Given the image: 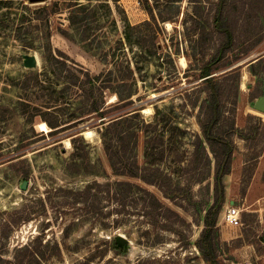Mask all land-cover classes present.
Wrapping results in <instances>:
<instances>
[{
  "label": "rangeland",
  "instance_id": "rangeland-1",
  "mask_svg": "<svg viewBox=\"0 0 264 264\" xmlns=\"http://www.w3.org/2000/svg\"><path fill=\"white\" fill-rule=\"evenodd\" d=\"M143 1L0 0V228L4 224L7 231L6 239L0 240V264L27 244L38 252L34 264H208L196 242L206 212L216 199L215 163L212 156L211 162L194 159L192 141L196 133L202 134L198 116L203 114L202 104L208 96L198 75L204 61L214 55L221 36L212 32L210 24H205L203 35L199 33L202 28L196 30L189 20L193 14L189 0H150L158 3L154 14L160 26L141 28L134 32L131 45L125 44L132 66L135 56L143 63H139L142 70L132 86L137 90L134 104L107 117H127L139 109L138 116L114 126L117 139H123L129 165L117 160V166L129 169L134 161L140 166H160L173 176L174 185L182 188L181 196L186 199L178 204L164 198L156 185L113 172L97 132L96 124L101 120L89 117L78 122L82 119L80 93L66 85L59 63L50 67L45 60L50 31L48 42L56 57L99 74L107 64L84 48V40L106 45L109 40L114 42L121 32L115 34L113 20L122 30L124 17L132 25L152 21ZM89 2L98 7V18L92 25L101 28L68 38L63 30L70 29L71 12ZM213 2L206 1L202 8L204 19L214 15ZM248 2L238 0L229 11L237 39L235 51L229 52L214 72L221 75L243 63L237 96L233 83H228L226 117L220 127L228 130L233 116L236 127L254 138L247 142L232 137L236 143L232 169L225 177V200L217 205H222L217 254L225 264H264V113L254 108L264 95V64L257 68L258 75L251 67L253 59L264 57V0H254L252 5ZM43 7L48 11L42 12ZM160 14L172 19L162 22ZM138 33L148 44L147 53L138 54L143 46L135 43ZM248 49L251 51L243 56ZM235 53L243 57L235 61ZM34 55L40 63L27 67L26 59ZM107 101L114 104L117 97L108 94ZM47 121L59 127L51 128ZM148 123L153 126L145 129ZM74 137L81 141L74 143ZM149 139L153 142L147 159ZM202 178L206 179L200 182ZM136 186L153 192L183 220L164 207H156ZM114 191L118 194L115 199ZM230 202L241 210L240 227H228L221 221V213ZM153 207L159 218L172 222L177 231L153 228L146 213ZM119 236L130 243L121 246ZM57 246L61 255H57Z\"/></svg>",
  "mask_w": 264,
  "mask_h": 264
},
{
  "label": "trees",
  "instance_id": "trees-1",
  "mask_svg": "<svg viewBox=\"0 0 264 264\" xmlns=\"http://www.w3.org/2000/svg\"><path fill=\"white\" fill-rule=\"evenodd\" d=\"M189 1L193 3V14L189 16V20L192 21V25L196 27V30L202 28L201 32L199 33L203 35L206 33L205 24H210L212 27V32L218 33L221 36L220 41L215 48L216 51L214 55L210 60L204 61L201 67V72L198 75V78L204 79L202 83L204 84V88L207 91L208 96L202 104L203 114L198 116V123L200 125L202 134L196 133L194 135L192 145L194 147V159L200 160L201 158H204L208 162H211L210 158L212 156L215 163L213 175L216 199L215 203L206 212L204 218V228L196 242V246L203 259L208 264H225L221 260H218L217 254L220 248L218 220L222 206L220 204L219 206L217 205L218 203H222L225 200V177L230 174L232 169L233 154L236 150V143L232 137L233 135H236L247 142L254 139L251 136L252 134L246 133L245 130L236 127L235 118L233 116L230 119V122H228V130H222L220 127L223 119L226 117V111L224 110V99L227 96L228 83H233V93L235 96H237L240 92V67L225 72L221 75L212 76L214 72L220 69V61L223 60L229 52L235 51L234 46L236 45L237 39L234 38V31H232L233 18L229 14V11L238 4V0H214L213 3L215 5V13L212 16L210 14V16L205 19L202 16V8L204 9L206 1L208 0ZM249 1L250 2L248 3L252 5V1L254 0ZM91 3L92 2L81 4L77 10L71 12L69 16L70 29L68 31L63 30V34L68 38L70 36L73 37L75 34L84 35V33L101 28L100 25L95 27L92 25L94 19L98 18V7H92ZM143 3L144 9L151 15L152 21H145L139 25H132L128 18L124 17L122 19V30L116 24L117 22L113 20V25L116 28L115 34H120L121 32L120 36L115 38L114 42L109 40V44L106 45L104 42H90L87 41V39L84 40V48L87 51H91L95 55L101 56L107 64L106 68L99 74H92L89 70H84L82 68L69 65L66 61V58L60 59L56 57L50 42H48L50 41V31L46 35L48 44L45 46V60L50 67L53 66L54 62L59 63L60 66H58V69L60 71V75L63 76L66 85L75 87L80 93L79 96L80 103L82 104V111L80 112L79 117L82 119L78 122L89 117H95L101 120L98 124H96V127L99 126L98 133L100 134L104 149L110 159L113 172L117 175H129L137 177L148 184L156 185L162 191L164 198L178 204L179 200L186 199L181 196L182 188H180L178 185H174L173 176L160 166L150 164L140 166L137 161H134V166H131L129 169L121 170L117 166V160L124 163V165H128V163L125 159L126 150L123 146V139H117L114 126L127 121V117L138 116L139 109L136 108L134 110L135 112L133 111L134 113L127 117H124L122 114L118 117L107 119L109 114L113 113V111L133 105V96L137 92L136 89H132V86L135 84L137 72L142 70V66L139 63L143 62L141 59H138L135 56V65L132 66V61L128 57L127 51H125L126 42H129L131 45L132 41H134V32L140 30L143 27L150 28L153 24L158 25V27L160 26L158 18L154 14V8L158 3L156 2L155 4H152L150 0H144ZM41 11L46 12L48 9L43 7L41 8ZM159 17L162 22L172 19L171 16L165 17L162 14H160ZM88 20H90V22H88ZM135 43L139 46L143 44V46H141L138 50V54L148 52L146 48L148 44L141 37L140 33H138ZM216 43L217 42H215V44ZM152 46L157 47L153 42ZM130 49L133 50V47L130 46ZM250 51L251 50L249 49L243 51V56L247 55ZM138 54H136L137 57ZM238 54L239 53H235V61H238L243 57L239 56ZM60 55L62 57H66L62 53ZM263 64L264 57L260 58L256 63L251 64L252 71L255 75L259 74L257 68ZM108 94H114L117 97V101L114 104H108ZM47 124L54 129L59 127V125L54 124L51 121H47ZM69 126L71 125L65 127ZM74 126H77V124ZM151 126H153V124L148 123L144 127L146 129ZM78 141H81L79 137L73 138L74 143ZM152 142L153 140L151 139L146 141L145 151L147 152V159H149V151L152 150V145L150 146V143ZM140 169L144 171L140 172ZM211 172L212 171H210V174ZM205 179L206 178H202L200 182ZM94 184L97 187L101 186V184L98 182H95ZM105 186L107 187V190L112 193L108 184ZM136 187L145 192L152 199L156 207H164L173 213L177 218H179L180 221L183 220L178 212L166 206L153 192L141 186ZM113 193V198H117V192L114 191ZM120 196L123 197L122 194H120ZM113 198L111 197V199ZM121 203L124 204L123 201H121ZM115 209L119 211L118 208ZM146 213H148L149 223L153 228L166 231H177L175 225L172 222L168 220H161L159 218L158 213L155 211V207L151 208V210H148ZM6 237V227L4 224H1L0 240L3 241L6 239ZM57 255H61L59 246H57ZM37 257L38 252L32 250L31 245L27 244L17 248L12 258L4 260V264H34L36 261H38Z\"/></svg>",
  "mask_w": 264,
  "mask_h": 264
},
{
  "label": "water",
  "instance_id": "water-1",
  "mask_svg": "<svg viewBox=\"0 0 264 264\" xmlns=\"http://www.w3.org/2000/svg\"><path fill=\"white\" fill-rule=\"evenodd\" d=\"M31 2H34V3H37V2H41V1H44V0H30ZM251 59H247L246 61H249ZM255 60V61H254ZM258 60L257 59H253L252 64L255 63L256 61ZM244 61V62H246ZM40 63V60L39 58L34 55V56H29L27 59H26V62H25V65L27 67H35L37 66L38 64ZM243 63H239L237 65H235L234 67L230 68L229 70L225 71V72H228L230 70H233L235 68H238L242 65ZM224 72V73H225ZM218 74H213L212 76H216ZM204 80V79H203ZM254 108L255 110L259 111V112H262L264 113V95L262 97H260L259 99L256 100L255 102V105H254ZM85 132L86 131H83L82 132V135L86 138V135H85ZM98 132V131H97ZM87 139V138H86ZM24 187H26V184H24ZM129 242V240L125 237V236H119L118 238V244H120L121 246H126Z\"/></svg>",
  "mask_w": 264,
  "mask_h": 264
},
{
  "label": "built area",
  "instance_id": "built-area-1",
  "mask_svg": "<svg viewBox=\"0 0 264 264\" xmlns=\"http://www.w3.org/2000/svg\"><path fill=\"white\" fill-rule=\"evenodd\" d=\"M221 221L225 226L236 228L242 224L241 210L234 202L228 203L221 213Z\"/></svg>",
  "mask_w": 264,
  "mask_h": 264
},
{
  "label": "bare ground",
  "instance_id": "bare-ground-1",
  "mask_svg": "<svg viewBox=\"0 0 264 264\" xmlns=\"http://www.w3.org/2000/svg\"><path fill=\"white\" fill-rule=\"evenodd\" d=\"M244 80H246V79H244ZM91 133H92V131H88L86 134L91 135Z\"/></svg>",
  "mask_w": 264,
  "mask_h": 264
}]
</instances>
